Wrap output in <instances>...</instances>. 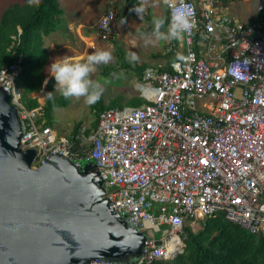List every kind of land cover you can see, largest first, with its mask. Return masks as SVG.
Segmentation results:
<instances>
[{
	"label": "built area",
	"instance_id": "built-area-1",
	"mask_svg": "<svg viewBox=\"0 0 264 264\" xmlns=\"http://www.w3.org/2000/svg\"><path fill=\"white\" fill-rule=\"evenodd\" d=\"M163 2L171 16L181 4L192 10L191 30L166 49L169 69L145 70L140 91L148 102L104 110L89 135L80 130L79 144L23 105L21 59L0 70V85L25 124L22 147L37 151L33 168L56 153L93 160L111 208L147 234L136 264H171L184 252L187 223L219 211L264 235V4L243 23L223 0ZM117 5L106 0L95 25L103 42L117 37Z\"/></svg>",
	"mask_w": 264,
	"mask_h": 264
},
{
	"label": "water",
	"instance_id": "water-1",
	"mask_svg": "<svg viewBox=\"0 0 264 264\" xmlns=\"http://www.w3.org/2000/svg\"><path fill=\"white\" fill-rule=\"evenodd\" d=\"M25 124L0 85V264H136L147 234L111 208L91 159L53 154L37 169Z\"/></svg>",
	"mask_w": 264,
	"mask_h": 264
},
{
	"label": "trees",
	"instance_id": "trees-1",
	"mask_svg": "<svg viewBox=\"0 0 264 264\" xmlns=\"http://www.w3.org/2000/svg\"><path fill=\"white\" fill-rule=\"evenodd\" d=\"M223 1L226 5L228 0ZM135 5L143 6L142 0H125L124 19L139 15L133 10ZM165 14L162 32H167L171 23L172 16L169 11L166 10ZM63 15L64 11L58 0H17L4 10L0 18V70L21 59V70L16 78L22 94L21 102L27 109L38 113L39 123L45 121V124L52 128L55 123L54 110L58 107H66L69 98H65L55 90V78L46 70L51 61V54L44 46V39L59 30ZM143 16L146 15L143 13ZM146 17L152 23L142 32L154 33L155 18L150 13ZM169 65L166 70L169 69ZM136 71L142 81L145 67H138ZM112 72L107 69L103 71V75L109 76ZM46 80L48 82L45 84ZM57 92L60 93L58 96H56ZM147 102L145 98L136 97L130 99L128 101L130 106L126 107H138ZM112 107L123 108L117 106L115 101L106 105L103 100L94 106L96 122L92 130L98 126L100 113ZM81 127V122L74 126L69 137L72 141H76ZM92 130H87L86 135ZM76 143L79 144L78 141ZM200 225L197 231H194L190 225L185 226L184 252L171 264H264L262 233L248 232L229 221L221 211L200 220Z\"/></svg>",
	"mask_w": 264,
	"mask_h": 264
},
{
	"label": "rangeland",
	"instance_id": "rangeland-1",
	"mask_svg": "<svg viewBox=\"0 0 264 264\" xmlns=\"http://www.w3.org/2000/svg\"><path fill=\"white\" fill-rule=\"evenodd\" d=\"M14 0H0V16L4 12L5 9L11 6ZM159 1V0H158ZM240 2H236L231 6L230 13L237 17L240 22L248 23L256 19V17L262 11L261 7H263L262 0H239ZM242 1V2H241ZM118 34L115 39L118 38L117 45L112 42L107 43L103 48L99 45L97 50H91L88 48V54L83 55L82 57L75 56L77 53L70 52L71 61L72 62H84L87 59V56L95 51L105 49L110 50L113 54V60L107 65L100 64L96 66V71L91 74V78L93 80L99 81L104 91L101 95L99 101L103 100L104 104L110 105L111 102L115 101L117 106H130L128 101L131 99H135L139 96L140 91L138 90V84H141L142 81L139 78V74L137 73L136 64L133 62L130 53H133L134 48L130 47L127 44V41H124V38L127 37V32H142L147 26H149L152 22L146 16L142 17L140 15L133 16L130 21L129 26L128 22L123 18V8L124 4L122 2L118 3ZM104 12V8H96L92 11V16L97 18L95 19V23L98 22L102 13ZM166 10L162 6L161 13L159 17L165 19ZM90 32H95V28H91ZM138 35V33L136 34ZM140 36V35H139ZM139 36H133L138 39ZM144 38V37H141ZM96 42H102L99 39ZM94 42V44H96ZM103 43V42H102ZM132 43V42H131ZM133 44V43H132ZM83 50V48H81ZM84 51V50H83ZM136 51V50H135ZM145 56L144 53H139L141 56ZM138 56V52L136 54ZM68 57V56H67ZM141 59V58H140ZM139 60V59H138ZM54 62V61H53ZM138 64L141 62L136 61ZM127 65V66H126ZM48 67V66H47ZM113 71L109 76H104V70ZM131 93V95H130ZM60 93L57 92L56 96ZM98 101V102H99ZM97 102V103H98ZM87 104L85 102L84 97H71L69 98V103L66 107H58L53 112L54 117V129L59 135V137H70L74 126L76 123L81 122L82 127L85 130H92L94 128L96 122V113L94 110V106L97 104ZM132 107V106H131ZM200 220H196L193 222L187 223L190 225L194 231L200 229ZM164 229V228H162ZM161 233H157V239H160Z\"/></svg>",
	"mask_w": 264,
	"mask_h": 264
},
{
	"label": "crops",
	"instance_id": "crops-1",
	"mask_svg": "<svg viewBox=\"0 0 264 264\" xmlns=\"http://www.w3.org/2000/svg\"><path fill=\"white\" fill-rule=\"evenodd\" d=\"M16 1L17 0H14L13 3H11V6ZM58 1L60 3L61 8L64 11V15L62 16L61 26L59 30L52 33L50 36L45 37L44 39V46L51 54V61L48 67L46 68V70L51 74L52 72L50 66L53 63V61H55L56 59L67 58L71 61L72 58L70 52L77 53V55L75 56H78L79 58L82 57L83 55L88 54V50H87L88 48L91 49L92 46H96V50H97L99 45L103 48V46L107 44L106 42H103L102 40L99 39L97 32L96 33L90 32L91 28L93 27L95 28L96 25L95 19L97 18V16L93 17L91 15L92 11H94V9L96 8H104L105 11L106 0H58ZM115 1L117 3L122 2L123 4H125V0H115ZM226 2L227 3L226 5H224V8L229 14H231L230 13L231 6L236 2H240V1L228 0ZM142 4L143 7L145 8L144 14L148 16V14L150 13L151 16L154 17L155 19L160 18L159 14L161 13L162 6L165 8V10H167L163 0H159V1L142 0ZM132 18L133 17L125 19V21L128 22V26L130 21H132L131 20ZM137 33L138 35H136ZM133 36H139V38L136 39ZM97 39H99L103 43L96 42ZM175 39L177 40L178 43L180 38H173L169 40H157L154 36V33L127 32V37L124 38V41H127V44L136 50L133 51L135 56L138 52V56H136V59H133V62H135L137 68L145 67V70H147L148 68L165 69L169 65V63H171L170 61H172V58L169 54L166 53V49L170 43L175 42ZM94 42H96V44H94ZM117 42H118V38L115 39L114 44L117 45ZM81 48H83L84 51ZM133 53H130V55ZM139 53H144L145 56H143V54L140 56ZM136 61L141 62V64H138ZM142 84L143 81L141 84H138L137 88L139 91ZM139 97H142L141 91L137 98Z\"/></svg>",
	"mask_w": 264,
	"mask_h": 264
},
{
	"label": "clouds",
	"instance_id": "clouds-1",
	"mask_svg": "<svg viewBox=\"0 0 264 264\" xmlns=\"http://www.w3.org/2000/svg\"><path fill=\"white\" fill-rule=\"evenodd\" d=\"M133 10L142 17L145 8L141 5H135ZM191 15L192 10L186 4L173 8L171 23L167 32L161 31L165 23L164 19L156 18L154 20L155 38L157 40L180 38L185 31H190L193 26L190 19ZM131 58L136 59L134 53L131 54ZM112 60V52L105 49L89 54L84 62H72L67 58L56 59L50 66L52 76L56 81L55 90L60 91L65 98L84 97L85 102L89 105L97 103L104 88L99 81L91 78V74L96 71L97 65H107ZM47 82L46 80L45 84Z\"/></svg>",
	"mask_w": 264,
	"mask_h": 264
}]
</instances>
